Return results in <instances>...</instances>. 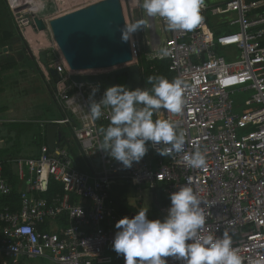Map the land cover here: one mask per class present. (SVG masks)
Masks as SVG:
<instances>
[{
  "label": "built area",
  "instance_id": "obj_1",
  "mask_svg": "<svg viewBox=\"0 0 264 264\" xmlns=\"http://www.w3.org/2000/svg\"><path fill=\"white\" fill-rule=\"evenodd\" d=\"M220 4L204 0L200 9L203 20L192 31H170L157 16L149 17L146 28L150 35L144 40L138 31L136 39L133 35L140 50L148 47L140 52L151 70L155 61H168L169 71L183 80L186 104L181 114L160 110L153 116L175 124L177 134L185 137L184 150L161 156L156 149L171 146L149 142V152L131 169L97 151L100 129L108 126L109 112L102 109L104 115L93 121L88 113L89 96L99 86L94 97L99 102L105 90L100 84L72 80L74 75L112 70L74 72L56 47L58 55L49 67L58 75L55 96L65 114L42 126H69L87 169H80L66 148L43 146L39 158L7 163L0 159V264H103L106 250L114 251L115 224L122 219L111 194L115 185L126 183L138 191L147 188L158 194L162 190L167 199L161 208L164 217L171 206L170 194L191 186L206 221L198 238H222L227 229L242 264L264 261V14L254 15L264 0ZM10 6L21 32L32 27L33 12L22 4ZM229 14L237 16L230 27L237 25L239 30L216 35L210 21ZM157 22L165 39L157 34ZM222 26L225 23L218 21L216 28ZM164 48L170 53L166 57L160 54ZM132 49L133 63L138 64L136 47ZM143 71L145 75L144 66ZM196 151L206 159V166L200 169L184 159ZM5 164L18 168L15 173L26 186L20 192L19 210L3 204V198L13 193ZM52 180L62 186L63 193L50 200L37 198L34 193L48 192ZM165 259L180 264L174 258Z\"/></svg>",
  "mask_w": 264,
  "mask_h": 264
},
{
  "label": "clouds",
  "instance_id": "obj_2",
  "mask_svg": "<svg viewBox=\"0 0 264 264\" xmlns=\"http://www.w3.org/2000/svg\"><path fill=\"white\" fill-rule=\"evenodd\" d=\"M204 0H143L142 8L148 17L159 16L170 31H192L203 20L200 9ZM146 27L145 20H137L121 29V41L135 47L133 35ZM161 56H168L167 48ZM151 92L146 89H127L124 85L107 88L99 102L94 97L99 86L93 87L89 96L90 118L99 120L107 109L109 124L101 128L102 140L97 151H102L124 169H131L148 153V144L170 145L157 148V154L166 156L171 150H184L185 137L177 134L175 124L164 119H153L155 113L166 110L181 114L186 100V87L180 77L172 81L164 77H148ZM184 159L194 169L206 166L205 156L196 151ZM191 181H189L190 185ZM171 206L163 219L149 220L148 210H140L134 217L120 219L115 228L113 250L122 255L125 264H169L171 257L180 264H242V258L232 246L227 229L222 238L207 235L198 238L205 225L201 201L191 186H183L170 194ZM27 231V229H25ZM194 241V242H193ZM254 264H264L257 260Z\"/></svg>",
  "mask_w": 264,
  "mask_h": 264
},
{
  "label": "crops",
  "instance_id": "obj_3",
  "mask_svg": "<svg viewBox=\"0 0 264 264\" xmlns=\"http://www.w3.org/2000/svg\"><path fill=\"white\" fill-rule=\"evenodd\" d=\"M38 1H41L38 3L40 4L39 6L44 7L45 5L44 0H38ZM217 1H219V3H223L226 0H208V3L217 4L218 3ZM246 1L251 2V1H258V0H246ZM259 1H263V0H259ZM37 12L39 13V11L35 10V14H37ZM40 12H43L42 8ZM261 13L264 14V5L258 11H255L254 15L255 14L258 15ZM5 20L6 21L3 27V33L8 31V29L10 30L12 28V25L15 26L13 19H12L13 24L10 22V19H5ZM218 21L221 22V20L218 18H214L213 20L210 21V25L212 26V28L216 29V30L214 29V32L220 31L219 34H223V33H228L232 31V29L228 28L227 26L219 27V29L216 28V24L218 23ZM15 28L17 29L18 32H21L16 26ZM13 30L14 29H12V31ZM3 33H2V36L4 35V37H2V40L4 39V44L3 43L0 44V109H4L3 112H6V113L1 118L2 120L1 122H3L2 124H7V123L18 124L19 123L18 121H21L22 123L24 122L25 127L29 128L31 126L30 124L32 121L31 119H33V116L36 114L35 107H37L38 104H41V102L43 103L44 99H47L49 103H52V102L55 103V106L58 110L59 118L52 117V119L50 120H46V121L39 120L38 121L39 123L38 132L34 135V137H32V140H31V144L33 141L32 146L34 148L37 147L38 149L37 153L33 151L34 153L32 152L31 154L24 155L23 151L26 148L21 146L20 138L16 142H13L12 140L13 138H10L9 141L5 143V141L3 140L4 138L1 137L0 135V159H2L5 163H7L10 160L12 161L13 159H18V158H27V159L39 158L41 154V149L43 146H48L50 148V146L48 145L47 129L49 126H52V124H46L45 127H43L42 124L44 122H51L54 120L62 119L65 114L63 108L59 105L56 99V96H55V82L58 79V75L57 73L56 75H52L51 71L54 69L49 67L51 62L55 60L56 58L55 56L58 55L56 53L57 52L56 46L53 43L44 41V34L43 33H41V35L36 34V31L33 29V27H30L21 32L22 35L25 37V39L27 38L26 43L29 42V44L30 43L33 44L32 42H34L33 48L28 43L27 44L25 42H23V44L20 43L15 38V35L10 41L5 40V38L7 37ZM219 34H216V35H219ZM24 43L27 46V49L25 50V52L23 51V49H25ZM13 45L14 47H12ZM42 49L45 50L44 53L40 52ZM50 50H55V51L50 53ZM141 50L142 51L144 50V46L141 47ZM29 53L33 55L34 57L33 60L37 64L38 71L42 75L45 85H41L40 82L34 81V79H30L29 78L30 73L24 69L25 67L23 66V63L28 58L29 59L31 58L29 56ZM220 54H222V52H220ZM53 56L54 58L52 59L51 57ZM37 72L32 71V74H36ZM145 85H146V78H145ZM146 90H147V86H146ZM16 112H25L26 116L30 114L31 118H22L21 120H18L20 118L18 117V113ZM14 115L17 116L18 118L14 117ZM57 126L59 127V130L62 136L60 137L58 134L54 149H57V148L68 149L74 155L75 162L79 164L78 167L86 171L87 168L85 164L84 163L82 164V162L80 161L81 159L79 158L78 149H76V146H75L76 143L74 142V140H73L74 142L73 147L66 146L67 139L65 138L64 133L61 128L62 126H65L70 131H71V128L67 125H57ZM29 129H32V128H29ZM0 130L5 131V129L2 126H0ZM24 133L25 131H22V133H17V135L18 137H21L22 135H25ZM71 134H72V131H71ZM50 150L52 149L50 148ZM4 168H5L4 169L5 176L7 177L8 181L11 177L10 175L15 177L17 181L16 185L13 184V182L11 183V181L9 182L13 188L15 187L18 198H20V192L24 190L26 186L24 182L19 181L17 174L15 173L18 171V168L16 166L14 167L13 165H9V164H5ZM7 169L9 172L8 174H6ZM126 184H128L129 191H131L132 193L134 194L140 193V195H129L128 194L126 198H121L120 200L122 204L125 203L126 206L132 209V212L129 218L134 217L140 210H148L147 217L149 216L148 217L149 220H155L156 215L158 214L161 217V220L165 218L161 212V208H162L161 206L164 203L163 201H165L167 204V199L165 195L160 196L157 194V192L152 193L147 188L141 191H138L130 183H126ZM56 185L59 187V189L54 188V186ZM122 185H119V184L116 185L114 187V190L116 191V187H119V186L122 187ZM134 188L136 190H134ZM144 190L147 191L149 195H142L144 193L143 192ZM57 193H60V194L63 193L62 186L59 183L52 180L50 182L48 192H45V193L35 192L34 194L37 198L50 200ZM49 195H52V196H49ZM114 196L119 198L120 195H111V198L115 202ZM144 196H147L149 198V205H150L149 207L144 206V201H143ZM11 197L12 195L7 197V199ZM79 202H83V201L80 200ZM115 204L117 205V213L122 218L119 212L120 210L119 205L117 202H115ZM20 207L21 205H20V200H19L18 207L16 208L12 206L11 208H13L14 210H19ZM103 264H123V258L121 255H118L115 251L107 249Z\"/></svg>",
  "mask_w": 264,
  "mask_h": 264
},
{
  "label": "water",
  "instance_id": "obj_4",
  "mask_svg": "<svg viewBox=\"0 0 264 264\" xmlns=\"http://www.w3.org/2000/svg\"><path fill=\"white\" fill-rule=\"evenodd\" d=\"M33 29L43 32L51 30L54 41L70 69L74 72H98L112 70L110 73L78 74L72 77L77 83L100 84L103 90L120 85L119 76H126L124 86L129 90L146 89L143 63L138 43L136 53L138 64L129 43L121 41V29L126 24L121 0H101L82 7L50 21L49 26L42 18H32ZM133 23V22H132ZM23 42L25 37L19 32ZM136 39L137 32L134 34ZM24 45L26 46V44ZM27 48V46H26ZM29 56L34 59L33 55ZM52 75H56L54 70ZM48 145L53 150L57 136L61 137L57 125L47 129ZM152 161L154 155L151 153ZM118 165L121 164L118 162Z\"/></svg>",
  "mask_w": 264,
  "mask_h": 264
},
{
  "label": "rangeland",
  "instance_id": "obj_5",
  "mask_svg": "<svg viewBox=\"0 0 264 264\" xmlns=\"http://www.w3.org/2000/svg\"><path fill=\"white\" fill-rule=\"evenodd\" d=\"M10 1H11V3L14 6L18 5V4L24 5L25 6L24 9L29 10L31 13L33 12V17L37 16V17L42 18L44 21H46V24L49 26V23H50L51 20H53V19H55V18H57L59 16H62L65 12H69V11L78 9L79 7H81V8L82 7H87V6L91 5L92 3H96V2L101 1V0H44L45 5H44V7L42 6L43 12H39V13L37 12V14H35V11L33 10L34 9V4L32 3L31 0H0V5H4V7H2L1 10H0L1 11L0 12V17L1 18H5V19H10V22L13 24L12 18H11V12H10V9H11ZM217 2H218V4H220L219 1H217ZM121 3H122L124 16H125L127 25L132 23V12H133V15H134V18H135L136 21L144 19L145 22H146V25H149V23H150L149 17L147 16L146 11L142 8L143 0H121ZM236 17L237 16L235 14H229L227 16L221 17L222 18L221 22H224L225 25L228 28H231L234 31H238L239 28H238L237 25L233 26V27H230V25H229V22L235 20ZM156 27H157V34L159 36H161L162 39H165L164 36L162 35L161 30H160L159 22L156 23ZM12 29H14L13 31H14L15 38L20 43L23 44L22 38H21L19 32L17 31V29L15 28V26L12 25ZM35 31H36V34H38V35H41V33H43L44 34V41H48L50 43H53L56 46L54 38H53V35H52V32H51V30L49 28L46 31H43V32H40V31H37V30H35ZM138 33L140 35H142V30L138 31ZM144 34L146 36L150 35L149 30L146 27L144 28ZM27 43L29 44V42H27ZM32 43L34 44V42H32ZM33 44L30 43L29 45L33 48L34 47ZM12 47H14V45ZM24 47H25V49H23V51L25 52V50L27 48H26L25 45H24ZM12 50H13V48H12ZM53 51H55V50H50V53H52ZM40 52L44 53L45 50L42 49ZM142 53H143V51H142ZM222 54L225 55L224 52ZM135 56H136L135 60H137L136 53H135ZM51 58L53 59L54 56L51 57ZM23 66L25 67L24 69L27 70L30 73L29 74L30 75V77H29L30 79H34V81L40 82L41 85H45L44 81H43V78H42V75L38 71L37 64H36V62L33 59H31V58L29 59L28 58L23 63ZM144 66H145V68L147 67L145 62H144ZM32 71H36V72L38 71V72L36 74H32ZM118 80L122 83V85H124L126 83V76L121 75V76H119ZM237 101H238V99H237ZM3 110L4 109H0V126H2L5 129V131L0 130V135H1V137L4 138L3 140L5 141V143L7 141H9L10 138H13L12 139L13 142H16L20 138L21 146L26 148L23 151L24 155L31 154L33 151L35 153L38 152L37 147L34 148L32 146L33 141H32V144H31L32 137H34V135L38 132V129H39L38 121L39 120H44V121L50 120V119H52V117L59 118L58 110H57V108L55 106V103L54 102L49 103V101L47 99H44L43 103L41 102V104H38V106L35 107L36 114L33 116V119H31L32 120L31 123H30L31 126L29 127V128H32V129H29V128L25 127L24 126V122L22 123L21 121H18L19 122L18 124H9V123L2 124L3 122H1L2 121L1 118L6 113V112H3ZM16 113H18V117L20 118L18 120H21L22 118H31V115L28 114L26 116L25 112H16ZM14 117L18 118L15 115H14ZM61 129H62V131L64 133L65 138L67 139L66 146L73 147L74 146V142H73V137H72L71 131L65 126H62ZM22 131H25V133H24L25 135H22L21 137H18L17 133H22ZM148 148H149V146H148ZM143 192H144L143 194L141 193L142 195H149L147 191L144 190ZM129 195H140V193L134 194V193H132L130 191ZM143 201H144V206L145 207H149L150 206L149 205V198L147 196H144ZM32 264H37V263L32 262Z\"/></svg>",
  "mask_w": 264,
  "mask_h": 264
},
{
  "label": "trees",
  "instance_id": "obj_6",
  "mask_svg": "<svg viewBox=\"0 0 264 264\" xmlns=\"http://www.w3.org/2000/svg\"><path fill=\"white\" fill-rule=\"evenodd\" d=\"M2 7H4V5H0V10H1ZM5 21H6L5 18H1L0 17V44H2V43L4 44V39L2 40V37H4V35L2 36V33H3V27L5 25ZM215 32H216V34H219L220 33V31H215ZM3 34H5L6 37H7V38H5V40H8V41H10L14 37V31H12V28L10 30L8 29V31H6ZM140 37H142V39H145L144 29L142 30V35H140ZM146 50H148V47L147 46L144 47L143 53ZM142 61H143V66H144V62L145 61L143 59V54H142ZM154 64H155V69L154 70H151L150 69V65H147L146 64L147 65L146 68L144 66V69H145V78H146V86H147V90L150 91V92H151V89H152V84H150V83L147 82L148 81V77H164V78L168 79L169 81H172L174 78H176V75L174 73H172V72L169 71V62L168 61H155ZM72 152H74V151H72ZM6 168H8V167H6ZM8 173L9 172H8V169H7L6 170V174H8ZM10 176L11 177H10L9 181H11V183L13 182V184L16 185L17 181H16L15 177L12 176V175H10ZM119 185H122V184H119ZM128 187H129L128 184H126V185L124 184V185H122V187L121 186L116 187V191L113 188V194H111V195H120L119 198L114 196V200L119 205V208H120L119 212H120L122 218H124L126 216L129 217L130 214H131V212H132V209H130L128 206H126L125 203L122 204L121 201H120L121 198H126L127 195L130 193ZM54 188L59 189V187L57 185L54 186ZM134 190H136V189L134 188ZM16 192L17 191H16V189L14 187L13 188L12 197L11 198H8V199L7 198L6 199L3 198V204L4 205H7V206L9 205L11 207L14 206V207L17 208L18 207L19 198H18V195H17ZM158 195H160V196L163 195V191L160 190L158 192ZM49 196H52V195H49ZM163 202L164 203H163V205L161 207H163L166 204L165 201H163ZM156 219H160L161 220V217L159 216V214L156 215Z\"/></svg>",
  "mask_w": 264,
  "mask_h": 264
},
{
  "label": "bare ground",
  "instance_id": "obj_7",
  "mask_svg": "<svg viewBox=\"0 0 264 264\" xmlns=\"http://www.w3.org/2000/svg\"><path fill=\"white\" fill-rule=\"evenodd\" d=\"M33 2H34V5H35V8H37V7H40L39 5L40 4H38L39 2H41V1H38V0H33ZM42 3H44V2H42ZM40 8H42V7H40ZM79 8H81V7H79ZM78 8V9H79ZM76 10V9H75ZM75 10H72V11H75ZM72 11H69V12H65L64 14H67V13H70V12H72ZM63 14V15H64ZM51 18V17H50ZM27 34V33H26Z\"/></svg>",
  "mask_w": 264,
  "mask_h": 264
},
{
  "label": "flooded vegetation",
  "instance_id": "obj_8",
  "mask_svg": "<svg viewBox=\"0 0 264 264\" xmlns=\"http://www.w3.org/2000/svg\"><path fill=\"white\" fill-rule=\"evenodd\" d=\"M31 1H32V3L34 4L33 0H31ZM33 10H34V11L37 10V11L40 12L41 9H40L39 7L35 8V5H34V9H33ZM119 83H120V85H122V83H121L120 81H119Z\"/></svg>",
  "mask_w": 264,
  "mask_h": 264
}]
</instances>
